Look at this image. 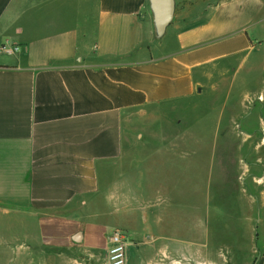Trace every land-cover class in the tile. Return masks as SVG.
I'll list each match as a JSON object with an SVG mask.
<instances>
[{"label":"crops","instance_id":"1","mask_svg":"<svg viewBox=\"0 0 264 264\" xmlns=\"http://www.w3.org/2000/svg\"><path fill=\"white\" fill-rule=\"evenodd\" d=\"M176 4L156 40L148 0H0V245L27 247L36 224L48 264H105L107 231L136 212L131 264H148L143 252L158 243L191 262L225 250L213 245L224 230L210 182L209 213L180 231L159 205L176 196L156 189L168 167L158 158L187 159L188 138L207 124L223 142L219 183H233L226 194L264 225V153L253 147L264 137V0ZM232 141L251 144L249 163H226Z\"/></svg>","mask_w":264,"mask_h":264},{"label":"rangeland","instance_id":"2","mask_svg":"<svg viewBox=\"0 0 264 264\" xmlns=\"http://www.w3.org/2000/svg\"><path fill=\"white\" fill-rule=\"evenodd\" d=\"M197 115H199V111L190 110L187 113V116L190 117L192 121L196 120ZM213 127V125L207 124L203 133L202 125L195 126V131L199 133H194V135H191V137L188 138L189 140H187L188 144L186 146V151L189 154L187 159L183 160L180 157H175L171 158L168 162V158L163 155L158 158L159 161L162 159L163 162L161 164L168 165V167L157 172L161 180L156 189L159 197H168L170 193L174 197L176 196L177 200L175 202L166 200L159 205L161 206L160 210H162V213L168 212L171 214L170 219H172L174 224H177L178 230L180 231L183 229L186 218H190L189 220L191 224H193V222H196V217H199L201 213L202 215L204 212L209 213L208 206L204 203L207 201L208 191L206 182H210V214L211 216H213V214L217 216L216 213H220L223 218L222 221L220 219V227L224 230L221 231L218 225L220 229L219 233H222V236L219 238V235H217L213 245L217 246L218 244L220 248H225V250L198 253L195 255V260L191 262L190 258L186 260L184 254H180L179 252L176 253L175 251L170 252L168 247H164V249L159 251L161 246L158 243L155 250L143 252L145 261L148 264H250L254 260V253L262 254L264 251V225H260V222L255 225L249 221V218L255 217V214L253 215L252 209L249 208L247 204V200L241 199L239 202L236 200V196H233L234 193L226 194L227 189L230 187L232 191L235 190L233 183L227 184V186H225L224 183H219L221 170L219 163H222V157L220 156L224 155L223 151L221 152L223 149V142L220 144L216 141L217 139L212 138L215 137L211 135ZM244 142L245 141L241 142L245 146L242 148L239 146V141H232L233 144H231L232 146L229 148H233V151L230 155L231 158H226V163H231V165L236 163L239 164L240 162L249 163L248 158L243 157L244 154L248 153L251 144H245L246 142ZM254 146L263 147L262 152L264 153V137L262 139L258 138L257 141L255 140L253 143V147ZM189 148H192L191 154ZM168 175L178 177V181L174 182L176 185L170 189L165 181ZM180 179H182V181H180ZM172 190H175L176 193L173 194ZM216 193L222 196L218 201L217 199H212L215 197ZM225 195L227 196L225 197ZM147 199L149 200V196ZM190 199H193L196 203H189L188 201ZM177 201L178 203H176ZM237 202L239 205L238 208L236 207ZM203 204L204 207L202 208ZM133 215L134 218L128 215L129 218L127 220V222H130L129 225L132 224V226L134 220L139 217L136 212H133ZM256 217L258 221H261L262 217L260 214H257ZM213 218H215V216H213ZM111 224L112 222H110V225ZM125 224L128 225L127 223ZM129 225L128 227H123L125 229L121 230H124L129 236L128 258H131L129 263L131 264L133 260L138 259V254L141 251L135 250L136 239L133 237L131 231L133 227H129ZM256 226L258 228L257 231ZM218 228H216V231H218ZM28 229L33 235L30 240L31 243L27 247H22L21 243L17 241L11 248L7 245H0V264L49 263L48 260L52 257V253L46 251L45 246L41 242L37 225L34 224ZM112 231L113 230L109 229L107 233H111ZM223 233H225V235ZM234 237L240 238V246L244 249L242 252L237 250L238 247L234 242ZM10 238L11 237H6L8 240ZM18 238L20 237L18 236ZM17 239L16 237H12L10 240ZM143 240L147 241L145 236H143ZM70 264H73L72 261H70Z\"/></svg>","mask_w":264,"mask_h":264},{"label":"water","instance_id":"3","mask_svg":"<svg viewBox=\"0 0 264 264\" xmlns=\"http://www.w3.org/2000/svg\"><path fill=\"white\" fill-rule=\"evenodd\" d=\"M149 8L152 14L154 37L161 40L167 34V31L174 21L176 15V0H148ZM83 237L78 233L73 241L81 243Z\"/></svg>","mask_w":264,"mask_h":264},{"label":"built area","instance_id":"4","mask_svg":"<svg viewBox=\"0 0 264 264\" xmlns=\"http://www.w3.org/2000/svg\"><path fill=\"white\" fill-rule=\"evenodd\" d=\"M109 246L105 264H128L129 236L121 229H115L107 234Z\"/></svg>","mask_w":264,"mask_h":264}]
</instances>
